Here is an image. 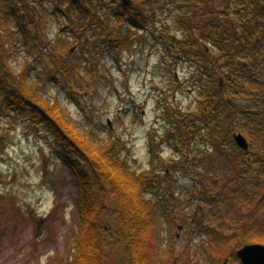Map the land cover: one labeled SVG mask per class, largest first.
<instances>
[{
    "label": "rangeland",
    "instance_id": "obj_1",
    "mask_svg": "<svg viewBox=\"0 0 264 264\" xmlns=\"http://www.w3.org/2000/svg\"><path fill=\"white\" fill-rule=\"evenodd\" d=\"M24 1L30 11L24 9ZM28 1L19 5L3 0L10 9L0 15L5 29L15 33L34 20L31 33L36 38L23 40L13 34L12 40H6L9 65L16 72L24 68L39 93L58 102L95 139L114 137L118 152L136 172L153 167L150 177L157 181L149 195L155 204L153 264H240L233 251L243 239H231L236 230L243 233L241 227L247 231L264 226V172L251 177L242 170L241 180L236 179L233 167L238 170L244 162H237L228 140L214 145L207 130L190 133L188 149L178 140L167 141L175 115L198 106L197 66L189 60L168 63L165 34L157 40L146 31L131 30L132 44L116 49L96 37L88 40L93 31L82 34L81 40L74 37L72 22L55 10L56 0ZM149 1L150 27L160 32L164 25L180 35L183 25L175 18L189 8L178 7L191 0ZM208 1L211 9H194L197 18L215 16L223 6L222 0ZM109 13H100L106 23ZM81 21L85 27V18ZM52 51L75 65L70 67L73 74L58 73L63 64L51 60ZM218 72L224 77L227 70ZM227 94L234 96L231 90ZM249 97H242L241 105L258 106L256 95ZM236 117L238 125L245 124L243 112ZM55 147L53 136L27 113L0 114V264H68L79 228L78 188L69 163ZM254 149L252 143L248 153ZM248 153L245 157L251 159L244 166L264 167V158L262 164L253 163ZM168 239L170 251L165 250ZM104 261L114 264L110 255Z\"/></svg>",
    "mask_w": 264,
    "mask_h": 264
},
{
    "label": "trees",
    "instance_id": "obj_2",
    "mask_svg": "<svg viewBox=\"0 0 264 264\" xmlns=\"http://www.w3.org/2000/svg\"><path fill=\"white\" fill-rule=\"evenodd\" d=\"M22 1L7 0V3L22 4ZM37 1L42 3L45 0H30L28 3ZM56 1V12L66 15L72 22L69 28L79 40L82 34L87 35L89 31H93L87 35L88 40L90 37H96L113 48L121 49L132 44L131 30L146 31L157 40L166 38L165 34V49L170 52L168 63L172 60H189L197 66L194 83L200 96L195 111L175 115V126L167 133V141L178 140L183 149H188V135L191 133L194 136L202 130H207L209 135L213 136L211 141L214 145L228 140L233 149L232 155H237V162H244L239 163L238 170L237 165L233 167L236 179L241 180L242 170L246 173L248 171L251 177L257 176L258 172H264V167L247 166L251 157H245L247 153L239 149L233 140L234 133L245 135L255 146V149L248 153L252 156V162L263 163L264 79L260 82L244 74L250 67L249 62L252 61L255 68L258 61L251 57L253 53L248 56L249 50L245 49L239 39L242 31L243 36L248 39L259 26L255 4H249L248 11L245 8V4L251 0H222L223 6L217 15L209 13L204 18H197L194 9L209 10L210 2L187 1V5L178 8L189 9L175 18L183 25L180 35L179 32L171 33L172 30L164 25H161L160 32L156 27H150L153 16L149 0L133 2L129 7L123 6L120 0ZM23 6L25 10L30 11L26 1ZM39 6L41 7V4ZM106 10L110 11L106 18L109 21L107 23L100 14ZM81 17L87 22L85 27L81 24ZM33 22L34 20L24 23L21 30L15 33L7 30L6 40H12L13 34L23 40H36L35 34L31 33ZM100 25L102 28L97 30ZM88 27L96 29L88 30ZM7 44L8 41L0 47V114L3 111L8 114L25 112L28 117L40 123L53 136L56 152L69 163L78 188L79 228L68 264H104L108 255L112 256L114 264H153L151 252L156 229L155 204L149 196L155 184L153 182H157L150 177L153 167L143 173L136 172L128 160L118 152V142L114 137L108 141H99L93 134L77 126L58 102H50L39 93L38 84L36 85L35 81L30 82L24 68L16 72L9 65L10 46L5 48ZM251 45L253 51L256 48L262 50L255 46V42ZM207 49L209 52H206ZM52 52L51 60L63 64L58 73L65 77L73 74L75 69L70 67L75 65L62 61L60 52ZM262 56L264 57V51ZM261 63H264V60ZM253 66L251 65L252 68ZM222 68L227 70L224 77L218 72V69ZM209 81L212 82L211 88L208 87ZM228 90H231L235 97L228 95ZM252 94L256 95L253 99L258 106L241 105L242 97L250 98ZM240 111L246 116L242 119L245 124L239 122L238 125L236 115ZM170 117L173 118L172 115ZM173 147L177 148L175 143ZM67 154L72 155L75 161L68 158ZM152 155L154 160L155 153ZM245 164L247 165L244 166ZM165 173H169L168 169ZM255 227L253 225L251 228ZM240 230L243 233L240 234L236 230L231 239L232 242H239L237 238H242L240 247L252 243L264 244V226L247 231L241 227ZM167 244L165 250L170 251L169 239ZM236 251H233V255L238 259ZM166 254L169 255V252Z\"/></svg>",
    "mask_w": 264,
    "mask_h": 264
},
{
    "label": "flooded vegetation",
    "instance_id": "obj_3",
    "mask_svg": "<svg viewBox=\"0 0 264 264\" xmlns=\"http://www.w3.org/2000/svg\"><path fill=\"white\" fill-rule=\"evenodd\" d=\"M4 1L7 3V0H4ZM5 2H3V0H0V15L1 16L6 15L9 11L7 9V5L5 4ZM249 4L251 6L255 4V7L257 8L256 12H258V15H256V20L259 26L256 28V32H252L248 39L245 36H243V31H242V36L239 39L242 41L245 49L249 50L248 56L249 54L251 55L253 53L251 57H253L255 61H258L256 63V65L258 66L254 68L252 61L250 60L251 62L248 63L250 64V67L246 70L244 74L247 77L249 76L252 77L253 79L263 80L264 79V63H261V61L264 60V57L262 56V51H264V0H251L248 4H245V8L247 11H248ZM19 5H21V3H19ZM250 11L252 12L253 10H250ZM247 17H248V14H247ZM247 17H246V22H245L246 25H247V20H248ZM16 27L17 29L20 28L19 24ZM5 28H6V24L0 21V47L6 43L7 29ZM251 40H253L252 42H255V46L259 47L262 50L260 51L258 48H256V50L253 51L252 45H251L252 42H250ZM251 65L253 66V68L251 67Z\"/></svg>",
    "mask_w": 264,
    "mask_h": 264
},
{
    "label": "water",
    "instance_id": "obj_4",
    "mask_svg": "<svg viewBox=\"0 0 264 264\" xmlns=\"http://www.w3.org/2000/svg\"><path fill=\"white\" fill-rule=\"evenodd\" d=\"M122 5L129 7L133 0H120ZM233 140L236 146L244 152L249 151L250 143L247 138L240 132L233 134ZM237 257L241 264H264V244L252 243L241 247L237 252Z\"/></svg>",
    "mask_w": 264,
    "mask_h": 264
}]
</instances>
